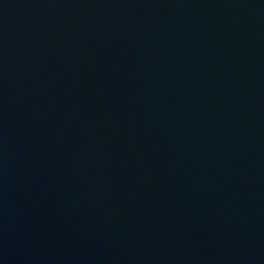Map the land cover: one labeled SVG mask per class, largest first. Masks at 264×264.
Wrapping results in <instances>:
<instances>
[{
    "label": "water",
    "instance_id": "95a60500",
    "mask_svg": "<svg viewBox=\"0 0 264 264\" xmlns=\"http://www.w3.org/2000/svg\"><path fill=\"white\" fill-rule=\"evenodd\" d=\"M0 264H264V0H0Z\"/></svg>",
    "mask_w": 264,
    "mask_h": 264
}]
</instances>
